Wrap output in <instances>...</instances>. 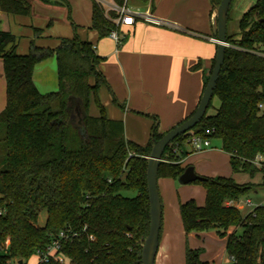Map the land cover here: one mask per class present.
Instances as JSON below:
<instances>
[{
  "label": "trees",
  "instance_id": "obj_1",
  "mask_svg": "<svg viewBox=\"0 0 264 264\" xmlns=\"http://www.w3.org/2000/svg\"><path fill=\"white\" fill-rule=\"evenodd\" d=\"M213 1L215 6L221 2ZM92 9V28L99 38L108 36L115 24L96 0ZM31 13V0H0V58L6 83V106L0 112V264H30L33 258L35 264H142L150 224L147 157L163 134L154 127L148 143L140 145L126 138L121 120L107 116L98 95L105 81L99 70L103 58L92 43L62 37L51 48L32 39L29 51L19 53L18 37L6 17ZM262 19L264 0H256L239 20L238 37L227 32L228 46L212 98L220 105L215 114L206 112L192 132L219 139L232 172L252 177L260 171L264 186V161L256 163L258 156L264 158V108L259 107L264 105V55L257 53L264 52ZM41 33L34 28L36 37ZM214 36L217 39V32ZM51 56L56 58L58 89L41 93L33 73ZM91 101L98 107L97 115L90 113ZM189 140L190 133L181 134L166 147L158 178L177 179L184 172V145ZM193 183L204 187L205 203L199 205L193 198L180 203L184 231H215L225 238L233 264H264V205L244 214L226 204L246 198L256 184L238 183L231 176H205ZM43 210L47 218L41 225ZM237 227L242 228L239 235ZM230 228L234 231L228 233ZM68 229L75 236L62 241L58 253L64 263L54 258L38 262L37 251ZM202 253L203 248L187 246L186 264H210L201 260Z\"/></svg>",
  "mask_w": 264,
  "mask_h": 264
},
{
  "label": "crops",
  "instance_id": "obj_2",
  "mask_svg": "<svg viewBox=\"0 0 264 264\" xmlns=\"http://www.w3.org/2000/svg\"><path fill=\"white\" fill-rule=\"evenodd\" d=\"M53 1L31 0V15L6 17L16 36L26 32V36L22 34L26 40L22 44L23 52L18 51L22 37L17 36V51L27 53L32 39L39 46L51 48L57 47L62 37L77 36L92 43L95 53L103 58L99 70L105 81L98 89L99 98L107 116L123 122L127 139L146 145L154 127L164 134L194 111L217 50L214 36L217 32L216 6L213 0L146 1L147 9L144 11L164 24L155 25L139 20L132 26H122L120 32L124 38L119 45L109 36L99 38L98 32L92 28L93 0H65V3L60 4L55 3L57 0ZM34 28L42 30L37 37ZM36 67L33 80L38 88L39 76H36L39 72H36ZM5 106L6 83L0 58V112ZM90 113L96 115L94 109ZM184 150L187 152L182 159L185 167L191 164L187 163L190 159L216 157L214 149L194 151L190 143L184 145ZM204 162L207 161L203 159L194 168L203 166ZM201 168L198 174L214 177L208 167ZM168 179L177 180L171 177L158 178L163 201L170 200ZM205 197L206 191L202 198L204 203ZM181 202L173 204L171 215L165 211L162 203L160 242L155 264H186L187 246L192 249L203 248L200 258L210 263L205 258L207 238L221 245L218 264H222L226 253L225 238H220L215 231L201 235L186 233L179 211ZM232 231L233 228H230L228 233Z\"/></svg>",
  "mask_w": 264,
  "mask_h": 264
},
{
  "label": "rangeland",
  "instance_id": "obj_3",
  "mask_svg": "<svg viewBox=\"0 0 264 264\" xmlns=\"http://www.w3.org/2000/svg\"><path fill=\"white\" fill-rule=\"evenodd\" d=\"M255 3L256 0H242V1L234 0L233 5L229 12V19L227 24V32L229 35H234L235 37H238L239 20L242 14L245 11H247L250 7H252ZM130 5L138 7L139 11H144L145 9H147L146 3L142 2L141 0H130ZM22 34L26 36L25 31H23V33H21L20 35H17L18 37H22L20 38L22 40L21 47L18 49V51L20 52H23L22 44H24V42L26 41L25 37L22 36ZM36 70H37L36 72H39V74H37L36 77L39 76L38 88L40 89L41 93L53 92L58 89V79L56 73L57 67L56 66L54 67V56H51L45 59L44 62L39 63L36 67ZM91 105L94 107H92ZM219 105H220L219 99L217 97H214L212 101V106L207 111L208 115L215 114ZM90 107H91L90 111L94 109V112L97 115L98 107L95 105V103H93V101H91ZM79 118L80 116H78V121ZM211 141H212L211 145L208 148L214 149L216 157L203 158L207 162H204L205 164L203 166H199V165L196 166L195 169L196 172L198 171V169H202L201 167H204L205 169H207L208 167L210 169V172L213 171L212 176H218V175H222L226 177L232 176L235 179V181H237L238 183L252 182L256 184V187L252 189V191L249 193V195L246 198H243L241 200V206L243 205L246 199H250L253 205H259V204L264 205V186L261 185L263 180L262 172L259 171L255 173L254 176L252 177L248 173H243V172L233 173L229 164V156L227 155V153L220 150L221 141L219 139H213ZM203 159L202 158L195 160L190 159L188 160L187 163H191V164L187 166L195 167L194 165L200 163ZM199 175L203 177L206 176L203 174H199ZM168 180H169L168 183L170 184V187L168 188L169 189L168 196L170 200L164 199V201L161 200V203H163L165 211L170 213V215L172 213V210H174V208L172 207L173 204L175 203L176 205V203L179 201L185 202L193 198L197 201V203L199 204L201 203V205L204 204V199L202 200V198L205 196V189L201 184L199 183L181 184L178 182V180H173V181L172 179H168ZM124 194L126 196H135L136 192H124ZM171 198L173 201L171 200ZM249 209L251 208L244 206L243 208H241V211L242 213L245 214L249 212ZM46 217H47V213L45 210H43L40 213L38 223L43 224L44 221L46 220ZM234 230H236V233L238 235L241 234L242 232L241 227H237ZM205 247H206L205 249L207 250V254L205 255V258L210 261V264H218L221 245L217 241L207 238L205 241ZM223 258L224 260L222 264H233L227 253L224 254ZM35 262H36V258L30 260V264H34ZM14 263L15 261L12 260L11 264Z\"/></svg>",
  "mask_w": 264,
  "mask_h": 264
},
{
  "label": "water",
  "instance_id": "obj_4",
  "mask_svg": "<svg viewBox=\"0 0 264 264\" xmlns=\"http://www.w3.org/2000/svg\"><path fill=\"white\" fill-rule=\"evenodd\" d=\"M232 1L233 0H221L219 5H217L215 8L217 20V51L210 76L207 80L205 89L201 95L195 112L189 118L164 133L158 141L154 142L151 147L150 155L147 157L148 162L146 169V179L149 199L150 224L147 236L145 237L142 246V264H155L160 242V229L163 209L158 187V171L162 162V156L166 147L176 137L181 134H188L192 131V129L199 123L209 108L213 98L214 89L224 63L226 47L228 46L227 24ZM261 21H264V19ZM76 113L78 116H80V110L78 108H76ZM204 179L205 177L196 173L193 166H187L184 172L177 178L178 182L181 184L193 183L197 180ZM21 263L22 262L20 260L19 264Z\"/></svg>",
  "mask_w": 264,
  "mask_h": 264
},
{
  "label": "built area",
  "instance_id": "obj_5",
  "mask_svg": "<svg viewBox=\"0 0 264 264\" xmlns=\"http://www.w3.org/2000/svg\"><path fill=\"white\" fill-rule=\"evenodd\" d=\"M102 6H104L105 16L108 17L114 24L115 28L110 31L108 36L112 38L117 45L121 44L124 38V35L119 31L122 26H132L137 21L141 20L155 25H162L164 22L154 15L150 14L147 11H139L138 7L131 6L130 0H122L121 3L116 0H96ZM149 1V0H147ZM150 2V1H149ZM114 11L115 16H109V12ZM257 53L264 55L263 51H257ZM260 108H264L263 104L259 105ZM190 144L193 147L194 151H202L210 146L211 140L207 138H202L199 135L190 132ZM264 161L262 156L256 158V163L261 165V162ZM243 199V198H242ZM238 201H228L226 204L228 206H236L241 209L244 206L250 207L249 212L252 211L257 205H253L250 199H246L241 206V200ZM75 236V233L68 230H62L59 232L58 236L49 244L45 249L37 251L38 262L46 263L50 259L54 258L57 261L64 263L65 259L61 253H58L61 249L63 239H68L69 237ZM93 239V237H92ZM232 263L235 261L233 258H230ZM7 264H11V261H8ZM15 264H19V261H15Z\"/></svg>",
  "mask_w": 264,
  "mask_h": 264
}]
</instances>
